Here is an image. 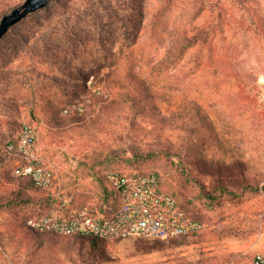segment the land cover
Returning <instances> with one entry per match:
<instances>
[{
    "label": "rangeland",
    "instance_id": "rangeland-1",
    "mask_svg": "<svg viewBox=\"0 0 264 264\" xmlns=\"http://www.w3.org/2000/svg\"><path fill=\"white\" fill-rule=\"evenodd\" d=\"M23 1L0 0V19ZM25 123L62 197L20 187L7 163L0 264H253L264 252V0H54L0 40V144ZM180 158L212 193L258 189L212 205ZM110 171L156 172L203 229L93 246L32 226L108 214Z\"/></svg>",
    "mask_w": 264,
    "mask_h": 264
},
{
    "label": "built area",
    "instance_id": "built-area-1",
    "mask_svg": "<svg viewBox=\"0 0 264 264\" xmlns=\"http://www.w3.org/2000/svg\"><path fill=\"white\" fill-rule=\"evenodd\" d=\"M37 140L36 125L23 124L14 138L0 144V172L14 160L15 177L30 179L36 188L61 199L62 188L56 185L54 170L39 155ZM106 180L118 199L110 213L93 216L84 211L69 220L45 217L40 222H32V226L69 235H93L105 240L134 238L163 242L188 237L203 229L201 221L187 212L174 195L162 189L156 172L110 171ZM253 264H264L263 251L255 252Z\"/></svg>",
    "mask_w": 264,
    "mask_h": 264
},
{
    "label": "trees",
    "instance_id": "trees-1",
    "mask_svg": "<svg viewBox=\"0 0 264 264\" xmlns=\"http://www.w3.org/2000/svg\"><path fill=\"white\" fill-rule=\"evenodd\" d=\"M56 1H58V0H56ZM246 1L247 0H239V3H241L242 5H245L246 4ZM193 38L192 37H186L184 39L185 40L184 43L185 44L191 43L192 40H193ZM156 153H158V152L155 151V150L152 151V152L149 151L147 153L144 152V151H138V153L135 154V157L137 159H147L149 157H152V156L156 155ZM180 163H181V169H182V172L185 175L186 181L188 183H193V184L197 185L199 187V191H200L199 192V196L206 198L212 205H215L225 195L234 196V197H240L243 194H245L246 191H248L250 189H258V185H252V184H243V185H240L238 189H233L231 187L221 185V186L218 187V189L216 190V192L212 193V192L204 189V185L201 182V180L192 173V170L188 166V164L186 162H183V158H180ZM6 165L2 168V171L0 172V178L3 176V171L6 169ZM11 177H13L14 180H17L18 183H19V186L22 187V188H27V186H32V187L36 188L35 185L33 184V182L30 179L15 177L13 175V173H12ZM105 179H106V177H105ZM106 182H107V180H106ZM107 184H108V186L110 188V191L112 192V195L116 198V205H115V207H116L117 204H118L117 196H116L113 188L110 186V184L108 182H107ZM37 189H39V188H37ZM12 201L14 203H21V202L24 201V199H18V200L16 199V200H12ZM180 205L185 209V207L181 203H180ZM114 208H112V209H114ZM112 209L108 213H110L112 211ZM197 233H195V234H193L191 236H195ZM80 236L81 237H89L90 240H91V244L93 246H98V243L99 242L105 240V239H102V238H99V237L93 236V235H80ZM184 238H186V237H184ZM184 238H180V239H177V240L181 241ZM140 240L157 241V242H160V243L163 242V241H160V240H149V239H140ZM174 241H176V240H174Z\"/></svg>",
    "mask_w": 264,
    "mask_h": 264
},
{
    "label": "water",
    "instance_id": "water-1",
    "mask_svg": "<svg viewBox=\"0 0 264 264\" xmlns=\"http://www.w3.org/2000/svg\"><path fill=\"white\" fill-rule=\"evenodd\" d=\"M54 0H24L0 19V40L30 14L48 7Z\"/></svg>",
    "mask_w": 264,
    "mask_h": 264
}]
</instances>
